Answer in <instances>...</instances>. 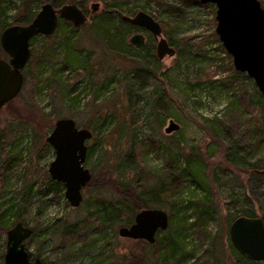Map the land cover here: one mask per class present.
Segmentation results:
<instances>
[{
    "label": "rangeland",
    "instance_id": "rangeland-1",
    "mask_svg": "<svg viewBox=\"0 0 264 264\" xmlns=\"http://www.w3.org/2000/svg\"><path fill=\"white\" fill-rule=\"evenodd\" d=\"M44 2L63 4L33 0L32 8L37 12ZM93 2L99 5L92 19L75 32L62 26L49 40L30 44L23 88L11 106L0 110V132L17 113L31 120L34 130H14L6 138L0 206L32 228L25 246L44 264H128L132 254L147 256L149 264H240L228 226L235 216L264 215V199L257 196L264 177L239 170L264 157V142L257 146L264 139V101L253 80L233 68L218 39L215 6L199 0H84L79 6L89 15ZM21 4L0 0V32L3 22L11 24L21 13ZM117 5L122 14H151L175 54L157 59V37L142 28L111 23L106 32L104 25L95 27V19ZM112 32L118 37L111 40ZM135 32L144 35V44L128 42ZM0 56H5L1 47ZM60 117L92 131L84 165L94 183L122 172L141 194L164 184L168 193L161 194V208L169 216L170 231H178L182 251H166L168 244L160 241L155 253L139 240L118 236L125 224H101L96 202L102 200L105 208L115 205V188H83L78 207L69 205L64 189L57 194L48 190L53 150L45 137ZM170 119L179 128L165 133ZM181 171L184 179L178 176ZM198 216L205 223L191 225ZM5 241L0 234V253Z\"/></svg>",
    "mask_w": 264,
    "mask_h": 264
},
{
    "label": "water",
    "instance_id": "water-1",
    "mask_svg": "<svg viewBox=\"0 0 264 264\" xmlns=\"http://www.w3.org/2000/svg\"><path fill=\"white\" fill-rule=\"evenodd\" d=\"M215 6V33L223 48L232 59L233 68L245 73L253 80L264 98V7L260 0H199ZM98 2L91 3L87 15L76 3H63L56 7L50 2L41 4L38 11L25 24H11L0 32V110L17 98L23 88V70L30 56L31 40L38 36L52 35L60 20L69 22L74 28L92 19ZM123 22L142 28L157 37L156 58L173 56L175 48L162 35L161 24L149 13L138 10L133 15L119 13ZM128 42L137 46L144 44L145 37L133 33ZM179 125L172 119L164 132L177 130ZM93 133L80 127L71 117L57 118L45 137L53 150L47 172L52 180L64 186V197L71 207H78L82 200V189L91 179L90 170L84 163L87 141ZM264 173V169L255 170ZM169 226V216L158 207L139 210L128 225L120 226L117 234L132 240H144L152 244L156 235ZM33 233L31 227L18 221L5 233L3 264H44L40 257H32L26 249L25 240ZM228 236L233 248L242 256L253 261H264V220L261 216L239 215L228 226Z\"/></svg>",
    "mask_w": 264,
    "mask_h": 264
},
{
    "label": "trees",
    "instance_id": "trees-1",
    "mask_svg": "<svg viewBox=\"0 0 264 264\" xmlns=\"http://www.w3.org/2000/svg\"><path fill=\"white\" fill-rule=\"evenodd\" d=\"M83 1L84 0H63V3H76L79 6L80 4L83 3ZM32 2H33V0H21V3H22L21 4L22 9L21 10L22 11L18 16H16V18H14V21L11 24H25L31 20V18L36 13L35 9L32 8V5H31ZM121 12H123L121 6L117 5V6H115L114 12L105 11L104 13H101V16H99L98 18L95 19V27H98L99 25H104L105 27L102 30H105L106 32H108L107 31L109 28L108 26L112 25L111 23H113V24L116 23L115 26L112 25V27H114V28L115 27L117 28L119 26H126L127 27V26L131 25V24L123 22L121 20V18L119 16V13H121ZM116 13L118 15H116ZM115 16H116V18H118V20L116 22L113 21V18H115ZM117 16H119V17H117ZM11 24L3 22L2 26H3V28H5L6 26L11 25ZM62 26L67 27L68 33H70V34L75 32L77 29V28H74L69 22L64 21V20H60L56 31ZM106 32H102V34H104ZM112 34L114 35L113 37H112ZM112 34H111V38H110L111 40L114 37L115 38L118 37L114 34V32H112ZM50 36L38 35L31 40L30 44H32L34 40H36V39L38 40L40 38H43L45 40H49ZM61 38H63V35H61ZM118 41L119 40L117 39L116 42L119 43ZM68 45L69 44L67 42V46ZM107 45L109 46L108 43H107ZM30 59H29V61H30ZM51 61H56V60L53 59ZM27 65H28V63H27ZM63 67L59 68V74L57 75L58 77L55 76V78L53 80L56 81V80L60 79L61 72L64 69ZM25 73H26V75H28L27 72H25ZM261 100L264 101V98L261 97ZM6 105L11 106V102L7 103ZM30 122H31V120H28V119H26V117L22 116V114L17 113V117L13 118L11 120V122L0 132V146H1L0 158L3 157L4 153H7L6 152L7 150H5V147L8 145V142L6 141V138L9 136L8 134L12 133L14 130H20L21 131V130H25V129L27 130L29 128L31 130H34V129H32V126H30ZM15 125H16V127H15ZM263 142H264V139H260L257 142V146ZM45 145H47V143H45ZM192 154L194 155V153L191 151L189 153V155L186 156V162H188V160L190 159ZM261 166H263V168H261ZM261 169H264V157L256 160V162L248 163V166L246 168H242V169L240 168L239 170L243 171L245 174H248L250 177H261V179H262L264 177V173H259V172L255 171V170H261ZM109 176H110V178L108 177L106 179V181H104L103 184H101V185H98L97 182L94 183V181L91 177L90 182L86 186V187H90L92 189H95L96 188L95 186H97V187L101 186L102 188H106V189L115 188L118 192V194H117L118 198H116V200H115V205L112 204L109 206V208H105L103 206V202H101L102 200H97L96 206H95V211L98 212V219L102 222L101 224L110 223V225H112V226L115 223H120V224H125V225L130 224L131 218H133L134 214L136 212H138L139 210H141L143 208H147V207L161 208V205H162L161 194L165 193V195H166L168 193V189L164 187V184L161 183V181L159 182V184L156 187H153L152 189H150L149 193H142L141 194L137 191L136 187H133V184L130 182L129 178L126 177V175L124 173L119 172L118 177H116V178H114L111 175H109ZM178 176L180 178L184 179V177H185L184 171L183 172L181 171L178 174ZM46 182H47L48 190L53 191V193H55V194H57L58 192H60L64 189V186L61 182L52 180L50 177H46ZM31 188H32L31 185H28L26 187L27 191H30ZM257 196L262 197L264 199V188H262V191L258 192ZM117 199H120V201H117ZM197 202L199 203V200ZM205 209L212 210V208L210 206H205ZM205 209H204V211H205ZM9 211H10L9 207L0 206V234H3V235H5L7 229L12 226L14 221H16V222L20 221L22 223L25 222V220L19 216L18 217L14 216V218L9 216ZM125 212L127 215L126 218H121L122 214ZM245 216H256V215H253L251 213H246ZM235 217H237V216H235ZM235 217H233L230 220V222ZM261 217L264 220V215H262ZM203 223H205V218L204 217L202 218V216H198L197 219L191 225L198 226V225H201ZM162 232H165L166 236L158 238L157 236ZM176 233H178L177 230L170 231V227L168 226V228L166 230L160 231L157 233L154 243L149 244V243L145 242L144 240H139L138 242H141L142 244H144V246H148L149 248H152L153 252H155V253H156V250L158 248V244H160V241H165V244L166 245L168 244L166 251H170V252H173L176 250L182 251V246H180L177 243L178 237H177ZM3 254H4V250L0 253V260L1 261H3ZM239 259L241 260L240 264H264V261L249 260L242 255H239ZM149 263H150V260H149V258H147V256L132 254V260L128 264H149Z\"/></svg>",
    "mask_w": 264,
    "mask_h": 264
}]
</instances>
